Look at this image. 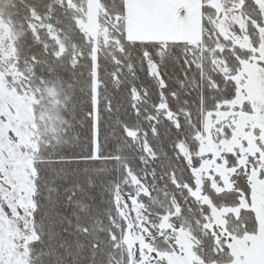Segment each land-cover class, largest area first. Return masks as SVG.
Listing matches in <instances>:
<instances>
[{
	"label": "trees",
	"instance_id": "trees-1",
	"mask_svg": "<svg viewBox=\"0 0 264 264\" xmlns=\"http://www.w3.org/2000/svg\"><path fill=\"white\" fill-rule=\"evenodd\" d=\"M71 1L0 0L18 85L34 100L36 147L29 151L35 238L29 264H131L119 193L137 194L154 250L174 247L160 228L167 218L194 237L202 264H230L225 235L240 238L258 229L254 211L239 209L251 194V168L238 164L240 152L224 153L232 188L215 191L205 178L201 190L210 205L192 192L194 171L205 159L199 135L206 116L235 100L234 76L250 51L221 35L210 0H202L197 44L129 40L125 0H99V23L112 32L95 52L79 25L88 2ZM239 1L249 20L247 34L257 45L251 21L261 24V10L254 0ZM227 130L225 125L224 138ZM130 176L148 194L139 193ZM212 207L239 209L227 213L225 233L212 224Z\"/></svg>",
	"mask_w": 264,
	"mask_h": 264
},
{
	"label": "rangeland",
	"instance_id": "rangeland-1",
	"mask_svg": "<svg viewBox=\"0 0 264 264\" xmlns=\"http://www.w3.org/2000/svg\"><path fill=\"white\" fill-rule=\"evenodd\" d=\"M98 1L87 0L88 9H80L83 16L79 19L81 29L95 44V52L102 42L110 40L112 32L99 23ZM254 1L262 13L261 24L251 21L258 32L257 45L247 34L249 20L242 15L239 0L209 1L215 8L221 35L232 41L233 46L250 51L249 58L241 60L234 76L235 100L206 116L204 131L199 135L200 154L205 159L194 171L197 189L192 192L196 199L210 205V199L201 190L205 178L211 179L215 191L232 188L233 170L228 168L224 153L240 152L238 164L251 168V194L249 200H242L239 209L254 211L258 229L240 238L225 235L233 256L230 264H264V0ZM201 5L202 0H125L127 38L197 44L202 34ZM9 31L0 20V237L18 244V264H29L28 246L35 238L31 217L35 206V171L30 154L36 147L34 100L19 87L21 79L11 62L13 47ZM151 72L157 75L155 65H151ZM225 125L230 133L228 138H224ZM182 152L189 157L184 147ZM130 181L139 193L148 194L136 177L130 176ZM128 196L119 193L117 204L126 222L124 242L131 264H152L162 259L168 264H202L194 250V237L184 229H174L167 218L160 228L174 242V247L170 252L154 250L148 240L151 234L143 220V206L137 194ZM239 209L212 207V224L225 233L227 213Z\"/></svg>",
	"mask_w": 264,
	"mask_h": 264
},
{
	"label": "flooded vegetation",
	"instance_id": "flooded-vegetation-1",
	"mask_svg": "<svg viewBox=\"0 0 264 264\" xmlns=\"http://www.w3.org/2000/svg\"><path fill=\"white\" fill-rule=\"evenodd\" d=\"M17 245L0 237V264H18Z\"/></svg>",
	"mask_w": 264,
	"mask_h": 264
}]
</instances>
